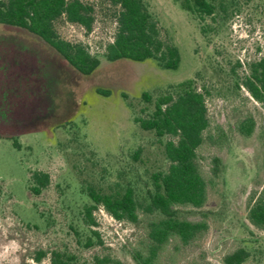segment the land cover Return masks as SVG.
<instances>
[{"label":"rangeland","instance_id":"374dc122","mask_svg":"<svg viewBox=\"0 0 264 264\" xmlns=\"http://www.w3.org/2000/svg\"><path fill=\"white\" fill-rule=\"evenodd\" d=\"M83 1L93 7L91 30L64 17L55 28L62 38L99 53L100 65L89 75L74 70L36 35L0 24V264H49L46 256L33 259L36 250L64 245L76 250L81 261L91 260L99 247L79 248L70 227L88 232L80 217L88 200L81 187L130 181L142 191L150 173L166 163L163 146L134 121L123 93L136 108L147 105L150 110L152 105L141 100L143 92L155 97L189 78L207 90L213 136L198 148L200 165L209 173L211 158L219 157L221 173L209 183L201 208L207 229L168 264H223L222 256L240 245L249 250L245 264H264V229L246 215L249 196L264 185V106L235 86L236 75L245 73L236 61L252 59L264 43V0L243 5L206 34L178 0H144L178 49L175 69L161 68L152 59L103 58L100 53L115 32L116 7L107 0ZM248 114L256 126L243 136L235 125ZM35 170L50 177L38 194L29 189ZM200 211L190 216L200 218ZM94 214L105 244L126 264H135L125 242L138 236L141 227L117 222L103 208Z\"/></svg>","mask_w":264,"mask_h":264},{"label":"trees","instance_id":"16d2710c","mask_svg":"<svg viewBox=\"0 0 264 264\" xmlns=\"http://www.w3.org/2000/svg\"><path fill=\"white\" fill-rule=\"evenodd\" d=\"M116 7L115 32L100 55L108 61L152 59L161 68L175 69L180 56L177 47L164 35L159 22L150 13L144 0H107ZM182 9L198 21L200 32H212L220 21L236 15L243 5L253 0H178ZM64 17L91 30L93 7L83 0H0V24L20 27L39 37L57 52L74 70L82 75L91 74L100 65L99 53H92L83 42L62 38L55 22ZM207 19L213 23L208 24ZM256 56L236 66L244 67L242 76L236 75V88L243 87L250 97L264 106V43L256 47ZM108 94V90L96 89ZM192 78L170 85L155 97L143 92L141 100L150 104L136 108L135 103L123 93L133 109L134 121L142 130L154 133L163 146L165 165L151 172L149 183L139 191L130 181L114 182L108 186L89 183L81 187L88 200L80 208V217L88 232L70 224L79 248L97 246L99 251L91 260L81 261L78 252L68 246H55L49 250L38 249L35 261L44 256L49 264H126L105 244L95 209H105L117 222H129L141 227V233L125 242L126 250L135 264H168L177 261L183 246L198 239L208 227L206 212L201 208L208 197L209 183L220 176L221 159L213 156L210 171L205 173L200 165L198 148L203 142L213 140L207 116L205 92ZM256 126L254 117L245 115L236 123V130L250 136ZM164 139V140H163ZM140 147L133 153L138 159ZM50 181L45 171L30 174L29 189L38 194ZM201 210V211H200ZM201 212V217L190 215ZM248 220L264 229V185L253 191L248 199ZM249 250L237 246L222 256L223 264H245ZM24 264H31L25 262ZM209 264V263H206Z\"/></svg>","mask_w":264,"mask_h":264}]
</instances>
